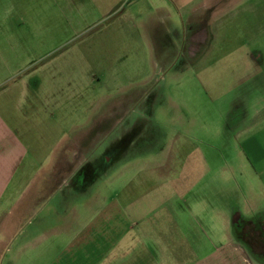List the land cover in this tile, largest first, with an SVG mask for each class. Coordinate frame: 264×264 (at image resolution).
Listing matches in <instances>:
<instances>
[{"label":"rangeland","instance_id":"obj_1","mask_svg":"<svg viewBox=\"0 0 264 264\" xmlns=\"http://www.w3.org/2000/svg\"><path fill=\"white\" fill-rule=\"evenodd\" d=\"M216 2L205 23L199 2L0 0V115L44 165L59 139L85 167H171L190 186L174 201L213 243L218 209L257 206L264 231V86L247 82L264 75L263 5ZM236 234L264 264V236Z\"/></svg>","mask_w":264,"mask_h":264},{"label":"crops","instance_id":"obj_2","mask_svg":"<svg viewBox=\"0 0 264 264\" xmlns=\"http://www.w3.org/2000/svg\"><path fill=\"white\" fill-rule=\"evenodd\" d=\"M150 1L168 15L206 6L205 23L218 11L216 0ZM256 4L264 10V0H247V9ZM263 78L253 71L247 82L256 79L262 87ZM258 116L264 123V106ZM25 143L0 115V264H258L239 240L236 222L254 219L259 207L218 209L207 220L209 231L217 230L213 243L181 200L174 201L190 186L181 191L168 182L171 167L134 161L129 168L102 169L95 161L85 167L75 151L60 150L59 139L44 165Z\"/></svg>","mask_w":264,"mask_h":264},{"label":"trees","instance_id":"obj_3","mask_svg":"<svg viewBox=\"0 0 264 264\" xmlns=\"http://www.w3.org/2000/svg\"><path fill=\"white\" fill-rule=\"evenodd\" d=\"M257 219L258 218L255 217L252 220H247L245 222H242V225H245L243 231L245 233L247 232V237H249L250 235H252L251 238H255L256 231H258L260 237H256V238L263 239V236H264V233L263 232L264 231L262 230L261 226H259L258 222L256 221ZM239 239H240V237H239ZM250 243H251V241H250ZM248 244H249V241L247 240V245Z\"/></svg>","mask_w":264,"mask_h":264},{"label":"flooded vegetation","instance_id":"obj_4","mask_svg":"<svg viewBox=\"0 0 264 264\" xmlns=\"http://www.w3.org/2000/svg\"><path fill=\"white\" fill-rule=\"evenodd\" d=\"M245 225H242V222L238 221L236 222V232L243 231ZM247 228V227H246ZM238 236V235H237ZM239 237V236H238ZM240 240V239H239Z\"/></svg>","mask_w":264,"mask_h":264}]
</instances>
